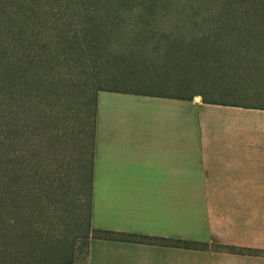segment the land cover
Masks as SVG:
<instances>
[{
    "label": "rangeland",
    "instance_id": "rangeland-1",
    "mask_svg": "<svg viewBox=\"0 0 264 264\" xmlns=\"http://www.w3.org/2000/svg\"><path fill=\"white\" fill-rule=\"evenodd\" d=\"M20 1L30 10L38 0ZM8 2L0 0V141L14 153L25 129L30 163L47 168L38 176L33 162L4 182L0 169V264H90L96 236L155 240L91 227L96 95L108 88L264 106V0H112L125 6L115 17L125 24L86 54L63 40L52 59L67 31L43 27L15 69ZM71 16H59L74 20L67 30L80 22Z\"/></svg>",
    "mask_w": 264,
    "mask_h": 264
},
{
    "label": "crops",
    "instance_id": "crops-1",
    "mask_svg": "<svg viewBox=\"0 0 264 264\" xmlns=\"http://www.w3.org/2000/svg\"><path fill=\"white\" fill-rule=\"evenodd\" d=\"M93 142L92 229L155 240L94 237L90 264H264V106L102 89Z\"/></svg>",
    "mask_w": 264,
    "mask_h": 264
},
{
    "label": "trees",
    "instance_id": "trees-1",
    "mask_svg": "<svg viewBox=\"0 0 264 264\" xmlns=\"http://www.w3.org/2000/svg\"><path fill=\"white\" fill-rule=\"evenodd\" d=\"M20 0H10L8 2V6L11 11H8V15L12 20V28L11 33V66L14 69L19 66L21 62V51L24 47V43L27 38L40 39V35L42 33L43 27H52L57 28L62 27L66 35L65 38L59 40L57 47L53 50L52 59H56L61 57L62 55V44L63 40L67 41L73 39L74 43L77 44L78 49L82 52L81 55L87 53L86 50L89 51L92 47L95 46L96 41L101 40L102 37L111 32L113 29L118 28L121 29V26H124L125 23H120L119 20L116 21L115 17L123 15L125 6L123 4H115L111 2L112 0H106V2H102L103 0H66L60 3H45L42 0H38L30 7V2H24L25 6L30 7V10L22 7L19 4ZM101 1V2H100ZM44 2V3H43ZM21 3V1H20ZM61 5L62 12L59 11L57 6ZM63 14H67V17L78 16L80 18V22L75 25V27L68 29L69 24L74 23V20H65L63 23L59 21V16ZM53 17H57L55 20ZM43 34V33H42ZM42 38V36H41ZM43 38L42 41H44ZM51 41V40H50ZM39 42V41H38ZM38 45V44H37ZM91 47V48H90ZM38 49V47H37ZM96 49V48H95ZM94 49V50H95ZM40 52V49H39ZM80 55V56H81ZM82 57V56H81ZM52 71L55 69H53ZM39 72V70H38ZM38 74V73H37ZM108 89V88H101ZM117 90V89H114ZM97 98V95H96ZM29 101H32L29 100ZM44 111H47L45 108ZM95 115H96V100H95ZM22 138L21 144H19L18 148L14 150V153L8 151L5 152V144L3 140L0 141V169L2 172L1 182H4L6 176H8L9 172L13 171V174L17 177L21 174H28L31 165L33 162L35 163V173L39 176L42 175L47 168V165H40V161L38 158H33L30 163L29 157V146L28 142L25 139L27 132L25 129L22 130ZM45 132V131H44ZM38 137V134H36ZM27 138V137H26ZM94 141V139H93ZM94 145V142H93ZM93 145H92V165H93ZM41 144L35 143L34 149L40 150ZM10 152V153H9ZM4 180V181H3ZM90 208L92 202V170H91V179H90ZM105 232L122 234L123 232L105 230ZM133 235H138L144 238H150L152 236L142 235L137 233H129ZM98 237V236H96ZM102 237V236H99ZM108 238V237H106ZM113 238V237H110ZM115 239H123L120 237H114ZM132 239V238H130ZM137 241L142 239H136ZM176 245L184 246V247H193V248H213L216 250H224L241 254H258L261 253V250L258 248L250 247V246H242L235 244H225V243H209V242H201L196 240H187V239H170Z\"/></svg>",
    "mask_w": 264,
    "mask_h": 264
}]
</instances>
